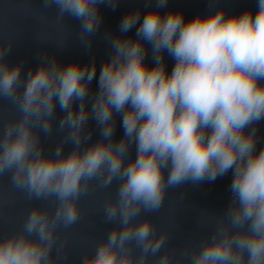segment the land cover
<instances>
[{"label":"clouds","instance_id":"obj_1","mask_svg":"<svg viewBox=\"0 0 264 264\" xmlns=\"http://www.w3.org/2000/svg\"><path fill=\"white\" fill-rule=\"evenodd\" d=\"M146 2L154 7L142 19L139 9L129 12L120 35L106 36L112 52L98 79L95 63L61 65L47 54L23 75L22 63L7 60L13 41L0 40V100L18 113L0 121V178L8 177L12 190L30 202L54 204L30 208L16 231L0 234V264H65L67 241L58 229L76 225L79 201L114 181L115 196L102 208L104 222L114 226L82 264H174L169 232L137 218L158 213L169 189L214 182L229 171L228 207L212 213L211 235L185 246L177 264H264V147L256 151L255 127L264 120V0H257L255 14L210 8L187 21L182 12L161 15L168 0ZM119 3L42 0V8L54 7L58 24L66 16L78 20V39L91 49L102 20L99 6L114 10ZM133 28L136 38L126 37ZM164 53L174 60L171 72ZM57 107L63 116L54 127ZM90 120L99 129L91 143ZM54 132L61 138L46 151L42 136ZM133 146L136 155L129 159Z\"/></svg>","mask_w":264,"mask_h":264}]
</instances>
